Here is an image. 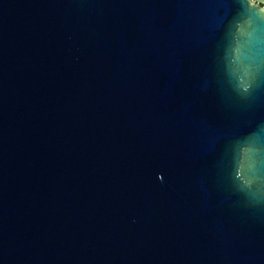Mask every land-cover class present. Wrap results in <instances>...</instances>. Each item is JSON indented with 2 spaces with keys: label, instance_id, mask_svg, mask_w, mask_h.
Instances as JSON below:
<instances>
[{
  "label": "water",
  "instance_id": "1",
  "mask_svg": "<svg viewBox=\"0 0 264 264\" xmlns=\"http://www.w3.org/2000/svg\"><path fill=\"white\" fill-rule=\"evenodd\" d=\"M0 264H264V21L0 0Z\"/></svg>",
  "mask_w": 264,
  "mask_h": 264
},
{
  "label": "snow or ice",
  "instance_id": "2",
  "mask_svg": "<svg viewBox=\"0 0 264 264\" xmlns=\"http://www.w3.org/2000/svg\"><path fill=\"white\" fill-rule=\"evenodd\" d=\"M243 4L246 9V14L250 17L251 20L256 23L264 21V16H261L260 13L254 7H249L247 0H243Z\"/></svg>",
  "mask_w": 264,
  "mask_h": 264
},
{
  "label": "clouds",
  "instance_id": "3",
  "mask_svg": "<svg viewBox=\"0 0 264 264\" xmlns=\"http://www.w3.org/2000/svg\"><path fill=\"white\" fill-rule=\"evenodd\" d=\"M248 4L254 7V0H248ZM261 12L264 13V9H261Z\"/></svg>",
  "mask_w": 264,
  "mask_h": 264
},
{
  "label": "rangeland",
  "instance_id": "4",
  "mask_svg": "<svg viewBox=\"0 0 264 264\" xmlns=\"http://www.w3.org/2000/svg\"><path fill=\"white\" fill-rule=\"evenodd\" d=\"M254 3H258V0H254ZM260 4H262V3H260ZM264 6V5H263Z\"/></svg>",
  "mask_w": 264,
  "mask_h": 264
},
{
  "label": "flooded vegetation",
  "instance_id": "5",
  "mask_svg": "<svg viewBox=\"0 0 264 264\" xmlns=\"http://www.w3.org/2000/svg\"><path fill=\"white\" fill-rule=\"evenodd\" d=\"M260 5H262V6H263V4H260Z\"/></svg>",
  "mask_w": 264,
  "mask_h": 264
}]
</instances>
